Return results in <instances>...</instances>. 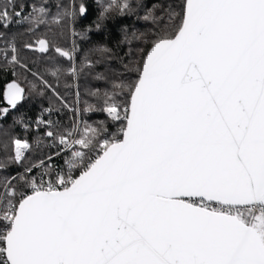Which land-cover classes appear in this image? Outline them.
<instances>
[{
    "label": "snow or ice",
    "instance_id": "6c2138e0",
    "mask_svg": "<svg viewBox=\"0 0 264 264\" xmlns=\"http://www.w3.org/2000/svg\"><path fill=\"white\" fill-rule=\"evenodd\" d=\"M98 2L97 27L133 11L131 0ZM57 7L51 17L43 3L22 15L23 5L4 0L0 26L15 16L33 33L87 11L75 0ZM177 7L166 11L167 23L155 5L147 9L144 19L163 26L141 50L136 79L94 93L120 124L115 133L103 121L61 131L58 121L37 119L59 151L0 182V264H264V0ZM37 43L41 52L53 49L46 38ZM54 51L74 60V50ZM0 59L14 75L16 66L27 68L14 39ZM49 71L59 78L64 69ZM24 95L16 80L7 85L12 109ZM8 112L0 109V118ZM11 143L8 163L23 164L33 145ZM61 154L63 163H53Z\"/></svg>",
    "mask_w": 264,
    "mask_h": 264
},
{
    "label": "trees",
    "instance_id": "16d2710c",
    "mask_svg": "<svg viewBox=\"0 0 264 264\" xmlns=\"http://www.w3.org/2000/svg\"><path fill=\"white\" fill-rule=\"evenodd\" d=\"M131 2L133 11L114 12L99 21V27L96 26L101 12L98 0H75L77 10L79 4L84 3L87 11L85 14H78L71 25H42L29 33L28 23L22 19L17 22L14 16L8 28L0 26V33L3 34L0 36V46L14 39L20 49L21 63L27 65L26 69L16 66L14 75L12 67L0 59V109L9 108L6 116L0 118V163L7 164L6 168L0 169V182L4 178L23 173L26 167L59 151V146L53 147L52 141L44 136L49 129L43 125L37 128V119L41 116L45 120L58 121L61 131L71 129L77 123L78 113L80 121L94 126L100 121L105 122L109 134L118 130L120 124L104 113L103 101L94 93L98 90L102 95L105 91L111 92L114 83H127L136 79L134 69L136 62L141 59V50L148 46L146 41L150 42L153 38L152 32L163 26L160 20L144 19L147 9L155 5V17L164 16V23H167L166 11L170 8L179 11L177 5L180 0ZM2 3L4 0H0V4ZM15 3L17 10L23 5L22 15H27L32 5L43 3L49 9L51 17L58 11V5L66 6L71 0H15ZM40 38L50 40L53 49L41 52L37 43ZM25 43H34L36 47L24 48ZM55 46L70 52L74 50V60L56 53ZM100 46L108 51L100 53L97 51ZM56 65L64 69L59 78L49 71ZM73 65L78 68L75 76L67 72ZM13 80L25 89L24 99L14 109L5 98L7 85ZM42 80L52 85L56 94ZM32 84L36 87L33 88ZM89 106H92V110H88ZM49 108L52 109L51 114L46 111ZM14 137L27 139L33 145L23 164L8 163L6 159L14 155L11 143ZM37 142L39 147L36 146ZM63 160L64 154H61L59 159H53V163L62 164ZM37 171L38 169H34L33 174Z\"/></svg>",
    "mask_w": 264,
    "mask_h": 264
},
{
    "label": "rangeland",
    "instance_id": "374dc122",
    "mask_svg": "<svg viewBox=\"0 0 264 264\" xmlns=\"http://www.w3.org/2000/svg\"><path fill=\"white\" fill-rule=\"evenodd\" d=\"M104 113H105V111H104ZM77 121H80V115H79V113H78V115H77ZM14 153V152H13Z\"/></svg>",
    "mask_w": 264,
    "mask_h": 264
},
{
    "label": "built area",
    "instance_id": "2783aa9c",
    "mask_svg": "<svg viewBox=\"0 0 264 264\" xmlns=\"http://www.w3.org/2000/svg\"><path fill=\"white\" fill-rule=\"evenodd\" d=\"M0 47H3V46H0ZM105 114L108 116V114L105 112ZM109 117V116H108ZM109 118H111V117H109ZM112 119V118H111Z\"/></svg>",
    "mask_w": 264,
    "mask_h": 264
}]
</instances>
